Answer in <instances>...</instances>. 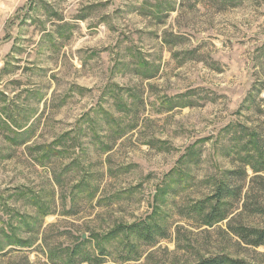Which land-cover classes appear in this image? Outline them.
I'll list each match as a JSON object with an SVG mask.
<instances>
[{"label": "rangeland", "instance_id": "1", "mask_svg": "<svg viewBox=\"0 0 264 264\" xmlns=\"http://www.w3.org/2000/svg\"><path fill=\"white\" fill-rule=\"evenodd\" d=\"M240 226L264 227V0H0V264H264Z\"/></svg>", "mask_w": 264, "mask_h": 264}, {"label": "trees", "instance_id": "2", "mask_svg": "<svg viewBox=\"0 0 264 264\" xmlns=\"http://www.w3.org/2000/svg\"><path fill=\"white\" fill-rule=\"evenodd\" d=\"M255 172H259L256 169H253ZM227 186V185H226ZM229 192V187L222 186V189L219 191V195H217V204L210 211L211 213L208 215V223L211 225L213 222L222 221L226 216V211H224L225 207H222V201L225 200V195L223 193ZM145 228H141L140 233L144 234L145 237H152L154 235L153 230H144ZM242 241L252 247H262L264 246V227L262 228H250L246 226H240L233 230ZM198 264H243L242 261L232 260L230 257L222 255L215 258H209L201 261Z\"/></svg>", "mask_w": 264, "mask_h": 264}]
</instances>
